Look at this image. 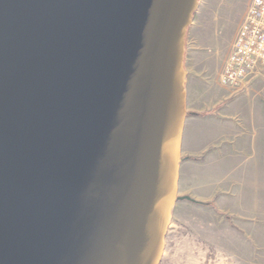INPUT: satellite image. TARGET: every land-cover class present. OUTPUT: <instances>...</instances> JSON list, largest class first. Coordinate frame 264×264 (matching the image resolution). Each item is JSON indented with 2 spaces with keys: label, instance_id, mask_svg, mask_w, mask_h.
Returning a JSON list of instances; mask_svg holds the SVG:
<instances>
[{
  "label": "water",
  "instance_id": "1",
  "mask_svg": "<svg viewBox=\"0 0 264 264\" xmlns=\"http://www.w3.org/2000/svg\"><path fill=\"white\" fill-rule=\"evenodd\" d=\"M198 0H0V264H160Z\"/></svg>",
  "mask_w": 264,
  "mask_h": 264
},
{
  "label": "rangeland",
  "instance_id": "2",
  "mask_svg": "<svg viewBox=\"0 0 264 264\" xmlns=\"http://www.w3.org/2000/svg\"><path fill=\"white\" fill-rule=\"evenodd\" d=\"M250 1L199 0L186 34L183 64L195 89H211L219 83ZM244 94L236 92L233 97ZM251 194L252 205H233L226 199L215 205L190 196L195 202L177 201L160 264H264V191ZM178 196L185 195L178 192Z\"/></svg>",
  "mask_w": 264,
  "mask_h": 264
},
{
  "label": "crops",
  "instance_id": "3",
  "mask_svg": "<svg viewBox=\"0 0 264 264\" xmlns=\"http://www.w3.org/2000/svg\"><path fill=\"white\" fill-rule=\"evenodd\" d=\"M189 72L178 192L203 203L252 205L251 191H264V78L236 98L219 83L195 89Z\"/></svg>",
  "mask_w": 264,
  "mask_h": 264
},
{
  "label": "built area",
  "instance_id": "4",
  "mask_svg": "<svg viewBox=\"0 0 264 264\" xmlns=\"http://www.w3.org/2000/svg\"><path fill=\"white\" fill-rule=\"evenodd\" d=\"M264 78V0H251L232 42L218 82L243 92Z\"/></svg>",
  "mask_w": 264,
  "mask_h": 264
},
{
  "label": "trees",
  "instance_id": "5",
  "mask_svg": "<svg viewBox=\"0 0 264 264\" xmlns=\"http://www.w3.org/2000/svg\"><path fill=\"white\" fill-rule=\"evenodd\" d=\"M198 2H199V0H198ZM192 202H195V201H192ZM197 203V202H196Z\"/></svg>",
  "mask_w": 264,
  "mask_h": 264
}]
</instances>
